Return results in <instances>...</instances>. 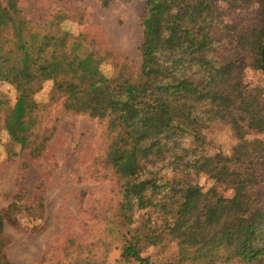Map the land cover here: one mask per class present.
<instances>
[{"label": "trees", "instance_id": "obj_1", "mask_svg": "<svg viewBox=\"0 0 264 264\" xmlns=\"http://www.w3.org/2000/svg\"><path fill=\"white\" fill-rule=\"evenodd\" d=\"M144 2L133 72L111 50L80 54L83 34L71 39L57 16L42 25L23 15L19 0L0 1V83L17 93L4 120L7 131L18 118L9 143L35 156L45 151L32 96L51 80L64 111L104 127L101 162L118 188L107 218L118 263L264 264V138H249L264 136V87L245 82L239 66L249 58L264 77V0ZM254 5V16L239 14ZM200 102L209 103L206 118L188 122ZM213 124L236 139L229 154L206 151ZM3 229L0 214V264H13ZM64 264L110 263L78 251Z\"/></svg>", "mask_w": 264, "mask_h": 264}, {"label": "rangeland", "instance_id": "obj_2", "mask_svg": "<svg viewBox=\"0 0 264 264\" xmlns=\"http://www.w3.org/2000/svg\"><path fill=\"white\" fill-rule=\"evenodd\" d=\"M18 7L27 19H35L42 25L57 16L54 22L71 39L83 34L84 46L77 48L82 55L87 49H107L117 58L126 59L133 72L139 67L144 0H114L107 7L101 6L99 0H19ZM257 10L254 5L239 14L252 17ZM0 18L4 19L2 13ZM59 18L61 21L56 22ZM55 28L52 27L54 32ZM251 62L248 58L239 64L245 82L264 87L263 75L252 69ZM100 69L108 74L110 66L104 63ZM16 96L13 86L0 83V101L6 108L0 107L4 256L13 264H64L76 252L83 251L96 256L98 261L105 258L110 264H124L117 262L118 242L107 219L115 210L118 188L115 179L109 177L110 170L101 162L102 123L88 115L64 111L61 100L52 94V81H45L32 98L38 106L35 116L40 137L48 141L41 155H31L9 143L17 117H13L10 129H4L6 112L13 108ZM208 110L209 103H197L186 112L185 119L202 122ZM204 135L209 153L229 154L236 143L229 131L217 124L206 129ZM255 137L264 138L260 135L249 138ZM199 182L204 189L211 184L206 177ZM12 204L15 206L9 208Z\"/></svg>", "mask_w": 264, "mask_h": 264}, {"label": "water", "instance_id": "obj_3", "mask_svg": "<svg viewBox=\"0 0 264 264\" xmlns=\"http://www.w3.org/2000/svg\"><path fill=\"white\" fill-rule=\"evenodd\" d=\"M261 59H262V62H263L262 66H263V69H264V47H263V49L261 51Z\"/></svg>", "mask_w": 264, "mask_h": 264}]
</instances>
